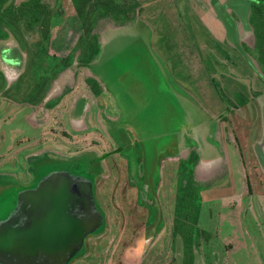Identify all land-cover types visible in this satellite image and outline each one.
<instances>
[{
    "label": "rangeland",
    "instance_id": "rangeland-1",
    "mask_svg": "<svg viewBox=\"0 0 264 264\" xmlns=\"http://www.w3.org/2000/svg\"><path fill=\"white\" fill-rule=\"evenodd\" d=\"M23 1L0 0V221L99 168L69 264H264V0ZM190 139L214 182L179 167Z\"/></svg>",
    "mask_w": 264,
    "mask_h": 264
},
{
    "label": "water",
    "instance_id": "water-1",
    "mask_svg": "<svg viewBox=\"0 0 264 264\" xmlns=\"http://www.w3.org/2000/svg\"><path fill=\"white\" fill-rule=\"evenodd\" d=\"M98 171L56 170L20 190L13 211L0 221V264H69L82 254L86 238L105 225L95 195Z\"/></svg>",
    "mask_w": 264,
    "mask_h": 264
},
{
    "label": "crops",
    "instance_id": "crops-1",
    "mask_svg": "<svg viewBox=\"0 0 264 264\" xmlns=\"http://www.w3.org/2000/svg\"><path fill=\"white\" fill-rule=\"evenodd\" d=\"M224 3H225V1H224ZM212 11H214L215 12V10H213V7H212V9H211ZM223 10L224 11H226L227 12V10H226V5H225V8H223ZM228 13V12H227ZM228 15H229V17H231L230 16V14L228 13ZM231 20V19H230ZM218 23H219V25H221V21H219L218 20ZM222 26V25H221ZM236 26V25H235ZM17 49H18V47L15 49V51H17ZM74 58V57H73ZM209 58V57H208ZM209 60H210V58H209ZM220 62V64H218L222 69H226L227 71H228V69H227V67H226V65L224 64V63H221V61H219ZM81 65H86L85 63L84 64H82L81 63ZM19 71H20V69H19ZM64 72V71H63ZM229 72V71H228ZM62 73V72H61ZM88 78V77H87ZM62 94V92L60 93V95ZM59 95V96H60ZM86 95V94H85ZM80 97H76L75 98V100H77V99H79ZM82 98L83 99H85V96H82ZM86 98H87V96H86ZM71 108V107H70ZM243 136V134L241 135V136H238L237 137V139H240L241 137ZM214 140V139H213ZM215 141V140H214ZM219 145V144H218ZM196 148H197V146H195V145H193L192 146V148H190L191 150H189V152H191V153H188L187 154V152L185 151V153H184V155L186 156L184 159H181L180 160V164H179V167H180V165H183L184 166V168L187 166L188 167V165H187V163H186V161H189L190 159L192 160V162H191V165H192V181H191V183L194 185V183L198 186V185H200L201 183H212V182H214V178H212V177H214L213 176V174H217L218 175V173L220 172L221 173V171L222 170H218V171H214V167L212 168V163H209L208 161H205V162H207V164L208 165H206V163H203V160H201V158H199V156L197 157V154H196ZM184 150H185V148H184ZM192 151H194L195 153L193 154V152ZM183 155V156H184ZM195 155H196V157H195ZM210 166V167H209ZM128 169H129V167H128ZM211 170V171H210ZM210 171V172H209ZM209 172V173H208ZM208 173V174H207ZM213 173V174H212ZM212 178V179H211Z\"/></svg>",
    "mask_w": 264,
    "mask_h": 264
},
{
    "label": "trees",
    "instance_id": "trees-1",
    "mask_svg": "<svg viewBox=\"0 0 264 264\" xmlns=\"http://www.w3.org/2000/svg\"><path fill=\"white\" fill-rule=\"evenodd\" d=\"M4 1V0H3ZM32 1H36V0H26V1H23L21 4L23 5V6H25V5H29L30 4V2H32ZM254 6L253 7H255L256 5L255 4H253ZM31 12H36L35 10L34 11H31ZM36 15V19H38V14L36 13L35 14ZM128 24H129V22H127ZM127 23H124V24H118L117 26H122V25H125V24H127ZM114 25H111V27H113ZM103 30H104V28H103ZM103 32V31H102ZM67 59H63V63H62V66H66V67H69L71 64H72V62L70 61H66ZM82 64H84V62L82 63ZM66 67H64V69L66 68ZM63 69V70H64ZM59 71V70H58ZM184 166L183 165H180V168L182 169Z\"/></svg>",
    "mask_w": 264,
    "mask_h": 264
},
{
    "label": "flooded vegetation",
    "instance_id": "flooded-vegetation-1",
    "mask_svg": "<svg viewBox=\"0 0 264 264\" xmlns=\"http://www.w3.org/2000/svg\"><path fill=\"white\" fill-rule=\"evenodd\" d=\"M264 11V8H262L261 9V12H263ZM261 43H258V45H259V50H260V52H261V55H264V46H261L260 45ZM88 78H90V79H88ZM87 78V80H90V83H93L92 81L93 80H95L94 78H92V77H88ZM7 80V79H6ZM95 83V86L96 87H98L99 88V86L97 85L98 83L97 82H94ZM64 91V90H63ZM63 91H61L62 93H63ZM73 120V119H72ZM76 121V120H75Z\"/></svg>",
    "mask_w": 264,
    "mask_h": 264
},
{
    "label": "bare ground",
    "instance_id": "bare-ground-1",
    "mask_svg": "<svg viewBox=\"0 0 264 264\" xmlns=\"http://www.w3.org/2000/svg\"><path fill=\"white\" fill-rule=\"evenodd\" d=\"M184 73V72H183ZM183 73H182V76H183ZM184 75H186V74H184ZM191 76V75H190ZM185 78H187V75L186 76H184ZM189 77V76H188ZM189 78H191V77H189Z\"/></svg>",
    "mask_w": 264,
    "mask_h": 264
}]
</instances>
